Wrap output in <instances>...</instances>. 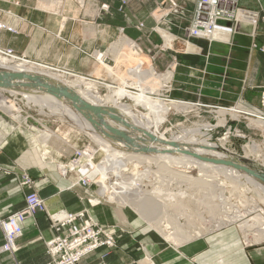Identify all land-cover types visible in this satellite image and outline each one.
Masks as SVG:
<instances>
[{
  "label": "rangeland",
  "instance_id": "374dc122",
  "mask_svg": "<svg viewBox=\"0 0 264 264\" xmlns=\"http://www.w3.org/2000/svg\"><path fill=\"white\" fill-rule=\"evenodd\" d=\"M122 1H125V3L120 10L119 8ZM254 1L260 4V0ZM128 2L129 0H120V4L116 8V11L123 13ZM171 2L173 1L168 0L166 4L164 3L165 5L160 3L155 7L156 10L154 9L155 14H153L152 17L154 19H159L157 25L151 27L149 30L156 33L154 34L155 37H149V34L145 36L144 34L146 33L143 31L145 26L142 29H138L135 27L138 23L132 22L129 24L132 25L133 29L141 32L138 38L126 35L123 26H120L116 30L118 33L116 38L109 41L104 48L95 47L87 50L88 47L86 43L83 42L82 39H76V31H74L77 27L76 24H79L80 29H86L89 25L96 34L103 33L105 24L100 22L99 19H102L103 16H107V14L110 13V7L106 2L101 0H0V58H5L4 60L8 63L5 62L4 65L6 64L7 66L26 63L29 66L38 67L40 65L56 69L57 71L51 70V72L55 73L57 77L63 80L75 81L79 79L78 77L82 76L85 78L84 81L94 83L98 93L105 96L111 92L106 83L117 85L120 80H123L117 76H122L123 78L127 77L126 71L129 70V67H136L138 65V61L136 60L138 59L137 57L144 56L146 61L151 63L155 75H162L166 71L172 70L171 78L166 84L160 85L157 83V85H155V87L158 85L160 86L156 94H151L153 99H155V97H160L163 101L172 99L188 102L189 104L192 103L191 108L182 111H177L169 107L166 113V120L159 126L158 131L160 133H164L165 136L169 137L172 134L177 135L183 131L191 132V130H194L193 132H196L195 130L199 129V131L195 133L198 139H205L211 143L219 144L225 136H228L231 144H233L232 146H241L242 143L236 141L237 138L235 136V133H239L258 143L257 145L261 149L260 154L263 157L264 131L261 126L256 124L249 125L250 122L245 115L233 118V115H231L229 111L225 113L216 112L218 108H236L238 110L252 112L237 108V105L238 107L243 105L242 107L246 108L244 105V101H246L244 93L245 90L250 87L251 89H257L259 92V94L255 96L256 108L259 112L252 113L264 114V85L254 86L250 84L248 87V72L243 70L241 66L239 70L233 69L235 67L234 65L232 66V52L236 45L237 36H243L245 38L244 44L250 47L251 51L257 50L260 53H264V41L263 43H258L255 37L257 34L253 33L254 28H256V32L260 21H264L263 10H251L245 6H240L238 2L237 9L255 15V27H253L254 24L250 25L249 23L243 22L239 24L238 29H234L232 32V28L237 23L229 30L223 31L216 29L217 33L223 38H228L230 32L231 36L229 41L215 42L210 45L211 42H209L208 38L205 41L198 38L186 37L185 29L190 22L193 8L190 10V18L189 21H187L184 8L180 5H178V7H172ZM105 6H108V8ZM168 12H170V14L167 15ZM171 15L173 18L168 21L167 16ZM44 19L48 27L44 26ZM241 26H245L251 32L240 29ZM48 28H51V30ZM155 28L158 29L155 30ZM162 31L173 36L178 43H190L196 50H191V52L184 51L182 49H177V47H168L166 44L167 47H165V39L161 33ZM120 40L126 41L127 45L124 44V46L127 56L125 55V58L119 56L124 60L118 59L117 61V55L114 56L110 51L113 49V51L117 52V42ZM75 51L81 56H84L83 58L88 57L91 59L95 63L94 68L89 72H78V70L75 71L70 69L65 63H60L61 58L65 56V59H67L69 58L67 55H72ZM246 52V50L244 54H242L241 51L239 52V58L236 63L239 65L244 63ZM118 55H121V53ZM240 55L243 56L240 57ZM46 56L47 59H51L52 62H43ZM55 57H57V60H55ZM127 57L130 59L129 61L126 59ZM183 57L188 58V61L182 62ZM72 65L73 62L70 61V66ZM103 65L113 67V70L117 71V73L109 75V72L106 73L104 71ZM135 73L139 75L142 71L137 70ZM148 79L149 78H147L145 82H148ZM127 82L131 83V79L128 78ZM240 82L241 85L239 84ZM131 86L127 87L128 91L130 90L133 94L140 93L138 90L139 88L137 89L136 86ZM6 91H0V93H2L4 100L10 107L12 106V108L6 109L0 107V154L3 152L4 147L14 138L21 139L31 149L29 150L31 157L36 158L38 156L37 160H33L32 158L33 161L36 160V162H38V160H40L41 163L46 166L47 171H52L53 175L56 173L58 177L62 179L58 184L62 187L59 188L60 191H72L77 196L81 205L78 210H64L60 216L55 217L48 207L47 200L40 196L45 201V210L41 212L48 218L51 232V224L55 219L63 218L69 212H77L84 209L87 216H91L99 224L110 228L115 238V245L113 247L104 246L98 249L104 248L107 251L116 249L125 251V253L127 249L128 254H133L131 258L132 264H156L151 254L153 253L152 248L154 249L150 244L151 240H158L159 243L164 244L166 247L190 242L189 240L175 244L173 241L164 239L162 234L154 226H151L145 219L140 217L131 207L116 203L107 195L99 196L98 191L100 186L98 181H102L99 179L100 173L96 167H93V164L91 165L89 161H86L88 157L84 159V154L86 153L87 155L95 156L97 154L96 156H99V146L92 140L91 137L93 136L90 135V133H84V131H80L76 127L70 125L68 118H65L61 114L51 112V107L43 106L41 103H36L26 97L25 99L24 94ZM120 103L126 104L131 109L140 113L147 112V109L141 104L135 105L130 96L122 97ZM50 131H55L56 136H47L46 138L44 133H50ZM238 138L241 139L240 137ZM241 140L243 142V139ZM35 151H37V153H34ZM35 154L38 155L36 156ZM261 156L256 157V161H254L258 165H260ZM251 157L253 156H250V158ZM67 163H78L79 166L71 167L73 170L70 172L67 171V174H62L60 171V164ZM98 164H100L99 161L97 165ZM3 165L4 163L0 162V173L15 177L17 182V178H19L22 171H26L34 181L38 192L40 191L39 183H37V180L31 175L26 166H18L17 169L19 172L16 173L15 166L11 168ZM114 165L116 166V163L109 165V167ZM130 167L133 168L134 166L131 165ZM144 170L145 168L143 165L136 167V171ZM5 171L9 173L6 174L4 173ZM188 171L193 177H198L199 172L197 169H190ZM81 173L86 174L87 178L82 177ZM169 177V172L167 170H161L158 176H156L158 180L153 184L155 186L154 189L159 193L156 195L158 200H162V202H166L167 204L169 201L165 197V194L169 193V190L173 188V186H171L172 183H168ZM149 178L152 179V176L150 175ZM137 180L139 181L130 190L137 191L138 185H142L141 180L139 178ZM204 182L205 181L201 180L197 183H193L191 184L192 188L184 190V194L181 192L177 194L175 201H170V204H168L169 210L167 209V212L171 210L172 215L175 213L176 217L179 218H181L185 212L193 213L194 220L192 223L194 227L193 229H188L194 234L200 232V236H197V239L222 240L224 242L222 246L224 249H222L218 255L219 262L222 260L225 261L230 255V249L235 246L231 247L229 244L237 243L239 253H241V248L245 249L247 247L248 249L254 250L263 247L264 241L249 244L245 243L244 233L240 230L238 221L224 222L215 228L213 226H208L207 222L219 217L220 212L218 211L219 209H216L215 212L212 209L206 208L207 205L204 201H208L210 195L207 194V189L203 187L209 184L213 185V183L212 179H208V181L205 182V184H208L202 186ZM174 184L175 182L173 185ZM230 186L232 185L228 184L226 195H229V197H227L230 201L235 203L241 210L246 207L244 197L254 196L256 199V195L253 192L245 193L244 195L242 192L239 193L240 191L233 190ZM116 189L121 190L120 186L116 187ZM199 203L200 205H198ZM96 208L111 209V221L107 223L99 221L94 215V209ZM105 210L106 209H103L102 211L106 214ZM197 216L201 217V220L196 219ZM249 216H252V214H249L247 217ZM164 217H167V215H164ZM178 221L180 222V220ZM181 222H183V220ZM185 231L188 230L185 229ZM135 243H137L138 247L134 246ZM136 249L138 250V254L135 258L134 250ZM103 256H106V254ZM197 257L198 256H190L188 258L189 264H199ZM82 259L81 264H83Z\"/></svg>",
  "mask_w": 264,
  "mask_h": 264
},
{
  "label": "bare ground",
  "instance_id": "6f19581e",
  "mask_svg": "<svg viewBox=\"0 0 264 264\" xmlns=\"http://www.w3.org/2000/svg\"><path fill=\"white\" fill-rule=\"evenodd\" d=\"M237 14L235 21L231 23L226 22L228 28L222 29L223 31L229 30L236 23L237 24L232 28L231 32L234 31V29H238L239 24L243 22L249 23L250 25L254 24L255 26L256 17L254 14H248L240 10L237 11ZM216 29L220 30L218 28ZM216 29H213L210 33L212 41H229L231 32L228 38H223L217 33ZM240 29L247 28L241 26ZM161 33L165 39L164 45L166 44L168 47H177V49L190 52L191 50H196L190 43H178L173 36L168 33L163 31ZM124 44L127 45L126 41L120 40L117 42V52L113 51V49L110 51L114 56L117 55V61L121 59L119 56L124 58L127 56L125 54L126 50ZM166 45L165 47H167ZM120 53L121 55H118ZM1 58L0 69L22 70L29 73L41 74L49 79L51 78L56 83L71 89L73 93L77 94L90 105L111 109L110 111L121 118V121H116L105 115L100 121L94 116L95 123L97 122V124H93L63 98H56L45 92H30L29 94H24V98L26 97L31 101L41 103L43 106L51 107V112L61 114L65 118H68L70 125L76 127L80 131H84V133H90V135L93 136L91 137L92 140L99 146V156H96L97 154L95 156L87 155L86 153L84 154V159L88 157L86 161H89L91 165L93 164V167H96L100 173L99 179L103 182L98 181L100 186L98 191L99 196L107 195L112 201L131 207L140 217L145 219L151 226H154L166 240L179 244V242H185L197 238V236L199 237L200 232L194 234L189 231L190 228L193 229L194 227L192 223L194 220L193 213H183V219L182 217H176L175 213L172 215L171 210V212H167L169 208L168 204H170V201H175L177 194L180 192L184 194V190L192 188L191 184L201 180L207 182L208 179H212L213 185L209 184L206 186L208 183L205 184V182L202 185L206 186L203 188H206L207 194L210 195L208 201L205 200L204 202H206V208L208 209H212L215 212L216 209H219L220 216L207 222L208 226H213L215 228L224 222L238 221V226L244 233L246 244L264 241V183L238 167L214 164L185 153V151H188L198 155L200 158L216 160H231V158H234L238 166H242L244 164L241 162V159H246L254 163L256 157L261 156V149L257 145L258 143L239 133H235V136L237 138L236 141L242 143L241 146H232L233 144H231L228 136H225L223 139L221 138L222 140L220 143L218 142L219 144L211 143L205 139H198L195 133H197L199 129H196V132H193L194 130H191V132L183 131L180 134H172L169 137L165 136L164 133H160L158 131L159 126L166 120V113L169 107L177 111L192 107V103L189 104L188 102L172 99L163 101L160 97H155V99L151 97V94H156L160 85L166 84L171 78V69L162 75H155L151 63L147 62L144 56H138V59H136L138 65L136 67L128 66L129 70L126 71L127 77L123 78L122 76H117L123 79L120 80L117 85L106 83L111 92L103 96L98 93L94 83L84 81L85 78L82 76L78 77L79 79L75 81L63 80L57 77L55 73L51 72V70L57 71L56 69L40 65H37L38 67L29 66L26 63H20L14 66H7L5 64V66L4 63L7 61L4 60L5 58ZM126 59H128V57ZM129 60L130 59H128V61ZM103 67L106 73L109 72V75L117 73L111 66L108 67V65H103ZM137 70L142 71V73L138 75L135 73ZM128 78L131 79V83L127 82ZM147 78H149V83L145 82ZM157 83L160 85L155 87ZM131 85L136 86L137 89L139 88L138 90L140 93L133 94L130 90L128 91L127 87ZM0 91L4 90L0 89ZM12 92L15 93L14 91ZM126 96L132 97L135 105L141 104L147 109V112L140 113L131 109L128 105L120 103V99ZM3 97L2 93H0V107L11 109L12 106L10 107ZM217 110V113L229 111V113L233 115V118L245 115L250 122L249 125H259L264 131V116L261 114H254L236 108H218ZM110 128L119 130L125 136H128L132 142H126L121 138L114 137L113 133L109 130ZM44 134L46 138L47 136H56L55 131ZM238 137L243 139V142ZM250 156L253 157L250 158ZM98 161L100 164L97 165ZM115 163L116 166L109 167V165ZM131 165L134 167L131 168ZM139 165H143L145 170L136 171V167ZM76 166H79L78 163L60 164V171L62 174H65L71 167ZM260 166L264 169V155L263 157L261 156ZM164 169L169 172L170 177L168 183H172V185H170L173 186L172 190H169V193L165 192V197L169 201L168 204L162 202V200H158L156 195L159 193L154 189L155 186L153 185L158 180V178H156L158 173ZM190 169H197L199 172L198 177L195 178L190 175L188 171ZM150 175L152 179L149 178ZM138 178L141 180L142 185H138L137 191L130 190L139 181L137 180ZM174 182L176 185H173ZM228 184L232 185L230 187H232L233 190L240 191L239 193L242 192L244 195L245 193L253 192L256 195L257 202L254 196L244 197L246 207L241 210L235 203L230 201L228 198L229 195H226ZM118 186H120L121 190L116 189ZM198 205H200V203ZM249 214H252V216L247 217ZM164 215H167V217H164ZM196 219L201 220V217L197 216ZM178 220H180V222ZM182 220L183 222H181ZM185 229L188 231H185Z\"/></svg>",
  "mask_w": 264,
  "mask_h": 264
},
{
  "label": "crops",
  "instance_id": "0c3cea01",
  "mask_svg": "<svg viewBox=\"0 0 264 264\" xmlns=\"http://www.w3.org/2000/svg\"><path fill=\"white\" fill-rule=\"evenodd\" d=\"M106 2L110 7V13L107 16H103L99 19L100 22L105 24L103 33H97L93 31L91 26H87L86 29H80L79 24H76V39H82L87 45V50L89 48H104V46L116 38L118 35L117 28L123 26L126 35L138 38L141 32L133 29L132 25L129 23L143 21L144 23V34L145 36L155 37L154 31H151V27H154L158 23V19H154L152 16L155 14V7L160 3H167L168 0H129L128 4L125 6L123 13L117 12L116 8L120 4V0H101ZM176 6H182L184 12L187 16V21L190 18V10L195 6L197 0H172ZM164 4V5H165ZM240 6H245L251 10L258 11L263 10L264 13V0H260V4L254 0H239ZM155 9V10H154ZM173 13V12H172ZM166 14V13H165ZM170 12L167 13V15ZM173 16H167L168 21L171 20ZM175 18V16H174ZM165 19V18H164ZM45 20V19H44ZM159 25V24H158ZM162 25V24H161ZM46 25V20L44 22ZM255 27V26H254ZM51 30V28H48ZM253 33L257 34L256 41L258 43H263L264 36V21H260L257 30ZM250 31L249 29H245ZM57 32V31H56ZM143 32V33H144ZM251 32V31H250ZM186 35V34H185ZM247 36V35H246ZM245 38L243 36L236 37V45L232 52V66L234 65L235 70H239L240 66L243 70L248 72V87L251 85L260 86L264 85V53H260L257 50H252L250 47L244 44ZM216 41H212L215 43ZM246 52V58L242 65L236 63L239 58V52L244 54ZM69 58L65 59L64 56L61 58L60 63H65L70 69L78 72H89L94 68L95 63L88 57L83 58L77 51L73 52L72 55H67ZM243 55H240L242 57ZM57 60V57H55ZM178 60V59H177ZM184 60V61H183ZM186 60V61H185ZM70 61L73 65L70 66ZM178 61H181L180 59ZM188 58L182 59V62H187ZM43 62L48 63L52 60L46 58ZM180 65V64H179ZM182 65V64H181ZM236 65V66H235ZM241 81V80H238ZM241 85V82L239 83ZM238 84V85H239ZM259 92L257 89H251L250 87L245 90L244 97L246 98L245 106L243 108L241 105L237 108L246 109L252 112H259L256 108L255 96ZM258 114V113H257ZM264 116V114H261ZM29 146L24 143L21 139L14 138L9 144H7L3 152L0 154V162L4 163L3 166L13 167L15 166V172L18 173V166H26L29 169L31 175L39 183V194L42 198L47 200L49 209L53 212L55 217L60 216L64 210L74 211L80 208V202L77 196L72 191H60L61 178L58 177L56 173L52 171H47L46 166L41 163L40 160L36 162L37 157L33 158L29 154ZM32 153V152H31ZM34 153H37L35 151ZM40 157V154H39ZM36 159L35 161L32 160ZM39 159V158H38ZM33 162V163H32ZM36 164V165H34ZM62 188V187H61ZM23 205V192L18 186V182L13 176H6L0 173V216H4L11 211L20 208ZM103 209H106L102 211ZM103 214V215H100ZM94 215L102 223H107L111 221V209L109 208H96L94 209ZM22 236L16 240V250L13 253L6 252L0 254V264H47L50 261L49 255L45 251L44 241L52 237L53 233L49 229V220L43 212H38L34 218H29L21 223ZM165 239V238H164ZM170 247L164 246V244L159 243L158 240H151L150 244L152 248L151 253L153 255V260L156 264H189L188 258L190 256H198L199 264H264V246L256 248L254 250L240 249L235 244H229L230 255L224 261L219 262V253L224 249L223 241L220 239H197ZM158 241V242H157ZM3 243L2 234L0 231V245ZM234 243V242H233ZM135 247L137 243L134 244ZM227 246V245H226ZM229 250V249H227ZM128 250H106L104 248L98 249L90 255L82 259L83 264H132L131 258L133 254L127 253ZM108 253V254H107ZM106 254V256H103ZM138 250H134V257L136 258Z\"/></svg>",
  "mask_w": 264,
  "mask_h": 264
},
{
  "label": "built area",
  "instance_id": "2783aa9c",
  "mask_svg": "<svg viewBox=\"0 0 264 264\" xmlns=\"http://www.w3.org/2000/svg\"><path fill=\"white\" fill-rule=\"evenodd\" d=\"M238 2V0H197L191 12L190 22L185 29L186 37L205 41L208 38L211 42L210 33L213 29L228 28L226 22L235 21L237 11L240 10L237 9ZM124 3L125 1H122L120 10ZM171 6H176V4L171 2ZM105 7L108 8V6ZM137 23L136 28L144 27L143 22ZM71 170L73 168H70L68 172ZM81 176L87 178L86 174L81 173ZM17 179L19 188L23 192V205L0 216V231L3 238L0 254L13 253L16 250V240L22 236L21 223L45 210V201L40 197L28 173L23 170ZM51 230L53 236L44 241L46 253L50 256L47 264H81V259L94 250L115 245V238L110 228L99 224L91 216H87L84 209L69 212L63 218L55 219L51 224Z\"/></svg>",
  "mask_w": 264,
  "mask_h": 264
},
{
  "label": "water",
  "instance_id": "95a60500",
  "mask_svg": "<svg viewBox=\"0 0 264 264\" xmlns=\"http://www.w3.org/2000/svg\"><path fill=\"white\" fill-rule=\"evenodd\" d=\"M0 89L7 90L6 92H10V90H12L15 93L21 94H29L30 92H45L53 97L60 99L63 98L68 101L75 110L83 114L93 124H97V122L95 123L94 116H96L100 121L105 115L116 121H121V118L117 114L110 111L111 109L92 106L86 101L82 100L77 94L73 93V91L68 87L58 84L51 78L49 79L41 74L29 73L16 69H0ZM109 130L113 133L114 137L121 138L126 142H132L128 136H125L119 130L114 128H110ZM185 153H188L201 160L212 162L214 164L238 167L249 173L254 178L258 179L260 182L264 183V169L255 162L253 163L252 161L241 159V162L244 165L238 166L234 158H231V160H216L200 158L198 155L192 154L188 151H185Z\"/></svg>",
  "mask_w": 264,
  "mask_h": 264
}]
</instances>
